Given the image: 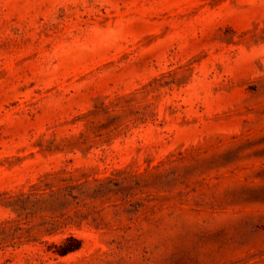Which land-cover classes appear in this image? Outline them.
<instances>
[{
  "label": "rangeland",
  "instance_id": "obj_1",
  "mask_svg": "<svg viewBox=\"0 0 264 264\" xmlns=\"http://www.w3.org/2000/svg\"><path fill=\"white\" fill-rule=\"evenodd\" d=\"M0 264H264V0H0Z\"/></svg>",
  "mask_w": 264,
  "mask_h": 264
},
{
  "label": "trees",
  "instance_id": "obj_2",
  "mask_svg": "<svg viewBox=\"0 0 264 264\" xmlns=\"http://www.w3.org/2000/svg\"><path fill=\"white\" fill-rule=\"evenodd\" d=\"M78 246L77 245H74V244H71V245H67V244H62L60 245L58 248H57V252L59 254H65L67 253L68 251H71L73 249H76Z\"/></svg>",
  "mask_w": 264,
  "mask_h": 264
}]
</instances>
